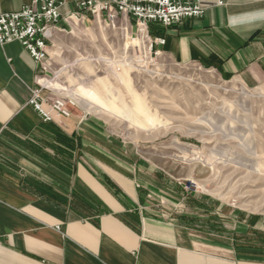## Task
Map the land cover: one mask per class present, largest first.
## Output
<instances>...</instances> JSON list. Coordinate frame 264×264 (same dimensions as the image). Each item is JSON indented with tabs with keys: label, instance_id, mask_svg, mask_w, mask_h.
I'll return each mask as SVG.
<instances>
[{
	"label": "crops",
	"instance_id": "crops-1",
	"mask_svg": "<svg viewBox=\"0 0 264 264\" xmlns=\"http://www.w3.org/2000/svg\"><path fill=\"white\" fill-rule=\"evenodd\" d=\"M77 1L60 5L47 66L54 32L90 16L75 18ZM217 1L202 0L200 18L152 24L164 39L158 52L264 88V0ZM29 2L0 0V13ZM48 72L18 41L0 44V264H264V241L247 226L228 227L209 198L196 204L218 225L176 220L182 199L163 197L141 162L113 153L118 141L101 119L72 113L43 122L28 101L39 83L53 87Z\"/></svg>",
	"mask_w": 264,
	"mask_h": 264
},
{
	"label": "rangeland",
	"instance_id": "rangeland-1",
	"mask_svg": "<svg viewBox=\"0 0 264 264\" xmlns=\"http://www.w3.org/2000/svg\"><path fill=\"white\" fill-rule=\"evenodd\" d=\"M89 15L54 32L45 95L71 98V114L101 119L118 141L113 153L141 162L163 197L182 199L180 223L218 225L196 204L209 198L228 227L247 226L264 241V88L161 55L150 46L154 23L148 38L132 18Z\"/></svg>",
	"mask_w": 264,
	"mask_h": 264
},
{
	"label": "built area",
	"instance_id": "built-area-1",
	"mask_svg": "<svg viewBox=\"0 0 264 264\" xmlns=\"http://www.w3.org/2000/svg\"><path fill=\"white\" fill-rule=\"evenodd\" d=\"M64 0H30L16 11L0 13V44L18 41L37 66L47 72L48 52L46 51L51 33L59 23L60 8ZM217 1V4H222ZM78 14H91L98 18L104 14L108 19L118 16L132 18L136 28L147 35L150 23L162 27L178 25L186 18H200L206 6L202 0H79L75 3ZM80 15V16H79ZM150 46L163 44L164 39L149 38ZM43 84H38L31 90L29 105L36 111L43 122L71 115L70 107L75 105L71 98L41 95ZM50 90V89H48Z\"/></svg>",
	"mask_w": 264,
	"mask_h": 264
},
{
	"label": "trees",
	"instance_id": "trees-1",
	"mask_svg": "<svg viewBox=\"0 0 264 264\" xmlns=\"http://www.w3.org/2000/svg\"><path fill=\"white\" fill-rule=\"evenodd\" d=\"M154 32H155V30L150 25V27H149V33H154Z\"/></svg>",
	"mask_w": 264,
	"mask_h": 264
},
{
	"label": "bare ground",
	"instance_id": "bare-ground-1",
	"mask_svg": "<svg viewBox=\"0 0 264 264\" xmlns=\"http://www.w3.org/2000/svg\"><path fill=\"white\" fill-rule=\"evenodd\" d=\"M97 22H99V20H97Z\"/></svg>",
	"mask_w": 264,
	"mask_h": 264
}]
</instances>
